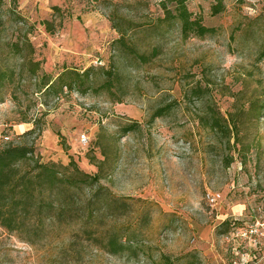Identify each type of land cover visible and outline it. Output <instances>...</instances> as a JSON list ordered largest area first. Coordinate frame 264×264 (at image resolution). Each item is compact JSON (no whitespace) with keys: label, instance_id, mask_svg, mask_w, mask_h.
Segmentation results:
<instances>
[{"label":"rangeland","instance_id":"obj_1","mask_svg":"<svg viewBox=\"0 0 264 264\" xmlns=\"http://www.w3.org/2000/svg\"><path fill=\"white\" fill-rule=\"evenodd\" d=\"M217 2L222 10L211 15ZM4 3L0 136L10 139L0 141L19 142V125L37 121L40 130L22 141L43 161L66 165L71 155L94 174L98 167L87 156L104 160L96 237L103 244L114 234L130 248L110 254L101 240L83 236L91 205L79 217L48 224L35 243L0 227V264H152L162 256L173 264H264V249L226 239L238 227L264 222V120L251 104L264 90V0H188V9L216 31L187 38L158 22L165 16L160 0ZM53 5L62 16L56 14L50 34L40 21L52 18ZM121 34L136 53L119 46ZM142 52L146 61L136 56ZM63 67L90 70L73 89L40 90ZM196 85L200 97L189 93ZM234 103L243 109L239 142L198 122L211 106L238 115ZM96 190L79 195L86 200ZM208 192L220 193L219 202L211 206ZM114 201L129 207L121 211Z\"/></svg>","mask_w":264,"mask_h":264},{"label":"trees","instance_id":"obj_2","mask_svg":"<svg viewBox=\"0 0 264 264\" xmlns=\"http://www.w3.org/2000/svg\"><path fill=\"white\" fill-rule=\"evenodd\" d=\"M188 0H160V6L165 16L158 19V22L166 25H175L179 31V35L183 38L189 36L203 37L207 34L215 33L214 27H208L203 23L202 16L194 15L187 7ZM4 0H0V25H2V13ZM51 9V19H43L40 24L45 26L44 29L48 33H53L56 26L54 17L56 14L62 16V10L59 6L53 5ZM222 10L221 2L211 5V15H216ZM12 11V9H11ZM61 22V21H59ZM61 26V23L57 24ZM120 33V29L114 25ZM120 47H123L129 53L136 51L129 45L124 36L116 39ZM17 47V45H14ZM153 51V49H152ZM264 54V53H263ZM137 58L146 61V53H137ZM39 61L34 63L36 69L39 68ZM35 70V69H34ZM89 68L79 73L74 68L63 67L61 73L57 75L53 81L47 79L45 73L42 80L40 90H44L46 94L57 93L62 87L73 89L74 84L83 80L88 76ZM4 73L0 72V80ZM46 79V80H45ZM109 88V83L100 85ZM202 88L199 85L191 87L189 93L195 97H200ZM260 99L251 104L255 106V118L264 120V90L260 94ZM171 107V104L156 109L153 117H160ZM233 107L238 111H227L225 115L221 114L218 109L213 106L208 107L202 115H198V122L202 127L209 129L215 134H219L223 138L233 135L234 142H239L240 128L237 117L243 109L237 107L236 103ZM132 127H126L130 130ZM40 127L38 122L31 123V127L16 136L19 142L0 141V227L8 232L15 233L18 237L30 243L40 240L45 234L46 226L51 223H61L68 219L74 213L81 216L80 212L86 207L93 205L91 213L88 215L87 223L89 226L83 228L82 234L89 240L98 241L102 244V238L96 237L97 223H93V213L98 207L96 202L100 198L101 188L99 181L101 177V169L104 160L94 162V157L87 156L89 162L98 167V172L90 174L79 168L76 161L69 155V162L66 165L54 161H43L42 157L33 144L22 141L25 136L36 134ZM57 136L63 141L64 135L56 132ZM4 140V136H0ZM10 139V138H9ZM64 142H61L63 144ZM64 150L67 151L69 146L63 144ZM97 188L86 200H84V190L95 187ZM117 209L124 211L129 207L125 201H114ZM114 210V209H113ZM106 242L102 244L110 254H117L130 248L122 239L114 234H107ZM152 264H173V261L167 256H162L161 261Z\"/></svg>","mask_w":264,"mask_h":264},{"label":"built area","instance_id":"obj_3","mask_svg":"<svg viewBox=\"0 0 264 264\" xmlns=\"http://www.w3.org/2000/svg\"><path fill=\"white\" fill-rule=\"evenodd\" d=\"M86 135L81 134L80 140L82 143L86 142ZM10 137L8 135L4 136V140H8ZM221 199L220 193L208 192L206 193V200L213 206ZM226 239L229 241H241L247 245V247H252L253 250H262L264 248V222L256 221L252 224L238 227L235 233L226 235Z\"/></svg>","mask_w":264,"mask_h":264},{"label":"crops","instance_id":"obj_4","mask_svg":"<svg viewBox=\"0 0 264 264\" xmlns=\"http://www.w3.org/2000/svg\"><path fill=\"white\" fill-rule=\"evenodd\" d=\"M25 125H28V124H25ZM29 128V127H28ZM27 126H23V124H20L19 125V128H18V131L17 132H22L23 129H28ZM264 249V248H263ZM263 252V253H262ZM261 253L263 254L264 256V250L262 251Z\"/></svg>","mask_w":264,"mask_h":264}]
</instances>
